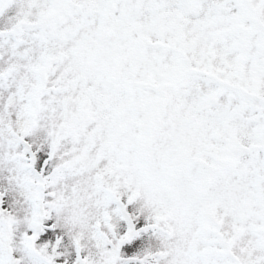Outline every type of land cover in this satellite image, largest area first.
<instances>
[{
	"label": "snow or ice",
	"instance_id": "obj_1",
	"mask_svg": "<svg viewBox=\"0 0 264 264\" xmlns=\"http://www.w3.org/2000/svg\"><path fill=\"white\" fill-rule=\"evenodd\" d=\"M0 264H264V0H0Z\"/></svg>",
	"mask_w": 264,
	"mask_h": 264
}]
</instances>
